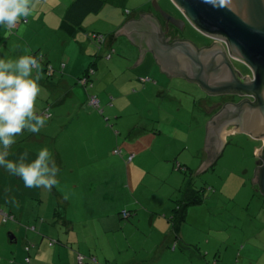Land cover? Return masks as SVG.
Here are the masks:
<instances>
[{"label": "rangeland", "instance_id": "1", "mask_svg": "<svg viewBox=\"0 0 264 264\" xmlns=\"http://www.w3.org/2000/svg\"><path fill=\"white\" fill-rule=\"evenodd\" d=\"M57 1L58 5L68 6L64 9L54 6L45 8V12H42L39 18L41 31L49 33L50 29L59 23L56 15L62 14L73 3L71 0ZM103 1L106 4L104 10L108 13L107 17L87 16L83 20L84 26H91L95 28L94 32L102 33H91L89 36L98 48L101 45L105 46L106 40L110 41L113 38L118 26L125 20V10L130 9L132 12L136 6L139 9H153L152 2L148 0ZM144 2H148L147 5ZM157 3L173 17L185 23V30L181 33L183 38L192 39L199 45L218 42L225 46L220 40L215 41L200 34L187 22L184 14L172 0H157ZM114 6L116 9H108ZM44 16L45 19L40 22ZM62 24L63 18L59 26ZM57 38L56 36L55 39L58 40ZM57 42L59 41L54 40L52 44ZM120 44L127 45L122 38H119L117 46ZM114 48L113 56L130 55L128 50L122 55L117 50L118 47ZM225 48L227 53H230L229 48L226 46ZM235 64L236 70L243 76H251L247 66L238 62ZM123 73L129 72L123 70ZM90 81L89 87L93 90L95 84L93 86L91 78ZM175 85L173 100L166 97L164 103L158 104L153 99L150 107L146 106L140 97H132L131 101L130 98H126L125 102L115 105L110 100L111 97L114 98L112 94H107L110 103L107 100L101 104L100 109L87 105L88 111L94 110L97 117L104 121L110 141L100 143L99 146L95 143L97 147L94 144L86 146L85 142L80 144L73 157L66 158L65 161L71 162V166L79 173L78 176L75 174L70 176L69 183L76 184L77 189L95 187L92 192L86 190L87 203L84 201L82 214L93 217L105 213L117 217L118 222L115 218L107 217L99 220L98 216L89 222H82L78 232L83 242L81 246L79 245L84 251L83 255L92 249L99 259L102 258L101 264H146L144 259L150 257L153 260L149 264H213L214 261H218V264H264V195L259 184L252 182L258 162L253 152L261 146V142L246 135L236 134L226 142L224 154L217 163L203 174H196L199 164L196 163L194 155L201 147L204 148L205 126L210 120L203 114L208 111L207 108H212L213 102H219L220 97L206 94L204 98L202 92L181 80H175ZM99 86L100 84H97L95 93ZM115 90L109 92L114 94ZM134 91L137 89H133L132 93ZM201 99H204V103ZM181 103L182 108H178ZM193 116L197 117L198 123L194 122ZM135 124L145 125L142 127L147 129V132L142 134L137 132L139 134L134 138L135 146L127 145L125 150L122 141L127 138L126 130ZM44 126H50L49 122ZM119 130L123 134L118 137ZM96 131L100 139L102 128L97 127ZM32 143L33 147L38 148L37 143ZM117 149H122L125 156L127 152L131 155L136 151L140 156L134 163L126 165L122 157L113 154ZM175 156L190 163L187 172L186 169L177 170V167L183 164L176 162ZM137 164V168L130 170L129 173L127 167L132 169ZM63 178L66 179L65 175ZM136 180L139 185L135 183ZM100 184L108 185L100 189ZM62 186L65 188L68 184L63 183ZM173 187H176L174 192L177 195L175 199L167 201L173 207L172 214L174 207H178V203L183 201L187 188L198 192L201 201L200 204L185 209V221L179 226L178 232L185 238L184 242L190 244L191 249L185 255H178L179 257L166 254L167 250L160 251L156 247L155 238L147 239L153 231L158 233L161 231L153 230L150 219L155 214L157 217L161 215V212L154 208H161V201L168 198L167 189ZM13 193L18 195L22 191ZM62 193L69 197L68 191ZM79 195H83L82 192ZM79 198L83 199L84 195ZM79 203L78 210L82 206L81 201ZM125 210L133 214L129 220L118 217ZM116 212L118 215H115ZM71 214L75 216L74 218L77 217L76 212ZM63 222L62 217L60 224ZM169 226L173 229L172 222H169ZM64 228L67 227L64 225ZM4 237L9 243L8 230H4ZM19 242L24 244L22 237H19ZM196 243L200 244L201 252L197 249L199 246ZM171 249L169 247L170 251ZM177 252H180L179 248Z\"/></svg>", "mask_w": 264, "mask_h": 264}, {"label": "crops", "instance_id": "2", "mask_svg": "<svg viewBox=\"0 0 264 264\" xmlns=\"http://www.w3.org/2000/svg\"><path fill=\"white\" fill-rule=\"evenodd\" d=\"M72 1L75 2L74 0H71V2ZM148 1L150 3L153 2V0ZM147 3L144 2L146 5ZM51 6L62 7L64 9L68 5H58L57 0H32L30 15L26 17L28 20L27 22H22L21 18L16 28L11 30L5 26H0V58L15 60L22 55H37V57L42 55L43 58L40 62L43 68V78L39 81L41 92L37 98L35 110L38 114L45 111L51 113L48 118L49 120H47L50 126H44L38 134L25 131L22 136L17 137V142L10 149L9 159L15 160L21 153L27 150L29 152V159L33 160L40 148L48 147L53 153L59 168L57 176L59 183L49 191L43 187H25L23 181L19 177L11 175L4 168L0 167V212L4 211L16 218L15 222L11 221L12 224H10L11 222L7 224L3 223V217L0 216V264H79L78 256L83 255L84 252L80 248L83 242L78 232L79 225L82 222H89L96 216L99 217V220L106 217L115 218L105 213L93 217L82 214L83 206H85L84 201L87 203L85 198L87 196V191L89 190V192H92L95 187L77 189L76 184L69 183L70 176L74 174L78 176L79 173L77 169L71 166V162H68V160L65 161L66 158L68 156L70 158L73 157L80 144H85V142L87 143L86 146H88V144L95 145V143H98L99 146L100 143L104 144L110 141V135L106 130L104 121L100 117H97L94 110L88 111L86 109L87 105H90V95L96 96L100 101V105L106 103L107 100L109 101L107 94H112L114 96V98L111 97L110 100H112L115 105L125 102L126 98H130L131 101L132 97H140L143 103L150 107V102H152L153 99L158 104L161 102L164 103L166 97H170L173 100V91L176 89L174 81L181 80L195 87L198 92H202L204 98L207 96L196 83L189 82L187 79L179 76L169 78L166 73L161 71L153 52L146 51L141 64L134 69H130L137 62L140 50L126 35L122 34L117 36L116 33L128 22L133 20L139 21L142 18L141 15L149 14L156 19L160 26L161 34H163L159 16L156 15L158 12L155 11L154 8L139 9L138 6H136V9L133 8L135 10L132 12L129 9L131 12L130 15H127V10H125V20L118 26L117 31L113 34V38L110 41L106 40L105 46L102 45L98 48L94 42L89 40V36L91 33H102L98 31L94 32L95 28L91 26H84L85 21L83 20L87 18V16L82 19L84 33L78 32V29L73 25L59 26L62 18H65L69 7L66 8L64 11L65 13L63 12L64 15L63 13L56 15L59 23L57 22L53 28L50 29L49 33L45 30L41 31L39 24L40 15L42 12H45V8ZM110 8L116 9L115 6L108 7L109 10ZM104 9L98 13L88 15V17H107L108 13ZM161 9L170 16L172 15L164 8ZM44 19L45 16L40 22ZM56 36L58 40L55 39ZM119 38H122V41L126 42L127 45L120 44L117 46ZM54 40L59 42L52 44ZM165 40L164 36L163 41ZM178 41H190L198 50L210 48L214 44L213 42V44L209 45H199L194 40L183 37ZM172 42L169 40L168 44ZM114 47H118L119 49L117 50L122 53V55L126 50L130 52V55L127 57L113 56L112 52L115 50ZM120 48L122 50H120ZM236 62L237 61L232 60L234 67ZM90 67H93L96 72L94 77H91L95 84L93 90H91L92 87H89V85L82 86L78 83V80L84 78ZM47 69H52V72L49 74ZM123 70L129 73H123ZM97 84H100V86L95 93L94 91L97 88ZM133 89H137V91L132 93ZM110 90H115L114 94L109 92ZM213 97H220V101L213 102L212 108H207L208 111L204 112L203 115L210 118V120L206 122L205 130L207 128V123L211 121L212 117L216 115L226 103L239 104L244 100L230 95ZM201 100L204 103V99ZM182 105V103L179 104L178 108H182ZM81 114L83 116H81ZM193 120L195 123H198L197 117L193 116ZM51 123L53 126H51ZM142 126L145 125L135 124L131 125V127L126 130L128 134L127 138L122 141V147L125 150H127L125 147L127 145L135 146L134 138L139 134L137 132L141 134L147 132V129ZM168 126L169 125H167V127ZM97 127L102 128L100 139V135H97ZM230 127L231 129H229ZM232 130L233 126L229 125L225 129L226 133ZM117 134L119 137L123 133L119 130ZM236 134L242 133L233 131L224 136L225 144L220 153L214 161L198 175L203 174L217 163L224 154L223 150L226 149V142L233 136L235 137ZM255 140L261 142V146L257 147L255 152H253L256 157L257 150L264 147V135H260V137ZM32 142L37 143L38 148L33 147L34 144ZM205 147L206 142L204 148L201 147L194 155L196 163L199 164L197 170H199L202 164L208 159V153L205 151ZM211 151H213V148H211ZM136 152H132V155H129L128 152L126 156L124 154L123 160L126 165L129 163L125 161V158L133 156L134 158L130 163H134L139 158V152ZM174 158L176 162L179 161L183 164L181 165L182 167L185 166L184 168L187 172L190 163L181 160L178 156ZM256 158L258 161L260 160V157ZM137 166L138 164L132 169L127 167L128 172L130 173V170H135ZM64 175L66 179L63 178ZM176 175L178 174L176 173ZM63 183L68 184V186L64 188L62 186ZM135 183L139 185L137 180ZM107 185L108 184H100L99 188L102 189ZM13 191H22V193L14 195ZM63 191H68L69 197L63 194ZM174 191H176V187L168 188L166 191L168 198H164V202L161 201V208H154L157 212H161V215L157 217L155 214L150 219V224L153 225V230L160 229L161 231L159 233L153 231L147 239L155 238L157 240L156 247L160 251L167 250L166 254L179 257L178 255L187 254L186 252L191 249V246L184 242L185 238L183 236H176L169 226L170 219L173 215L171 213L173 207L170 206L168 202H170L171 199H175L177 194ZM80 192L84 195L83 199L79 198L83 196L79 195ZM13 197L14 202H12ZM70 198H72V200ZM79 201L82 203L80 210H78ZM76 207L77 209L75 210ZM73 212L77 213L76 218L71 214ZM115 215H118V213L116 212ZM62 217L64 218V222L61 225L60 222ZM118 217L121 218L119 215ZM115 220L118 222L117 217ZM64 225L67 227L66 229ZM4 230L9 231V243L6 242L4 237ZM65 234H68V236ZM18 236L23 238L24 244H20ZM52 241H56V243H52ZM159 242L161 243L159 244ZM196 245L199 246L197 249L201 252L202 248L200 244L196 243ZM28 247L30 248L27 251L26 249ZM169 247L172 248L171 250L173 252L169 250ZM178 248L180 252H177ZM83 256L87 258L84 264H101L102 258L99 259L97 253L92 249L86 251ZM27 258L29 262L26 261ZM152 260V257L144 259V263L149 264ZM214 262L218 264V261Z\"/></svg>", "mask_w": 264, "mask_h": 264}, {"label": "water", "instance_id": "3", "mask_svg": "<svg viewBox=\"0 0 264 264\" xmlns=\"http://www.w3.org/2000/svg\"><path fill=\"white\" fill-rule=\"evenodd\" d=\"M200 34L215 42L210 48L198 50L190 41H174L164 36L152 15L144 14L139 21L124 25L116 35H126L135 44L140 55L130 69L140 65L146 51L153 52L157 64L169 78L179 76L196 83L208 96L230 95L244 99L239 104L226 103L212 117L206 128L208 159L196 174L205 170L218 156L225 144L224 136L233 131L257 139L264 135V0H172ZM155 11L180 30L185 23L164 12L156 0ZM166 23V33H167ZM232 60L251 71L243 76ZM233 126L226 133L225 129ZM213 148V151H211ZM260 157L255 170L254 184L258 183L264 195V147L257 150Z\"/></svg>", "mask_w": 264, "mask_h": 264}, {"label": "clouds", "instance_id": "4", "mask_svg": "<svg viewBox=\"0 0 264 264\" xmlns=\"http://www.w3.org/2000/svg\"><path fill=\"white\" fill-rule=\"evenodd\" d=\"M31 8L32 0H0V26L15 28L21 18L30 15ZM42 58V55H22L15 60L0 58V167L19 177L25 187L50 191L59 183V168L48 147L40 148L33 160H29L27 150L15 160L9 159L17 137L25 131L38 134L51 115L35 110L41 92L39 81L43 78Z\"/></svg>", "mask_w": 264, "mask_h": 264}, {"label": "trees", "instance_id": "5", "mask_svg": "<svg viewBox=\"0 0 264 264\" xmlns=\"http://www.w3.org/2000/svg\"><path fill=\"white\" fill-rule=\"evenodd\" d=\"M38 1H40V0H38ZM105 5L106 4L103 0H75V2H73L71 4V6L69 7L68 12H67L65 18L63 19L62 25H67V26L73 25L74 27H76L78 29V32L84 33V28L82 27V19H84L86 16L91 15L93 13L94 14L98 13L99 11L104 9ZM126 14L130 15L131 13L129 10H127ZM27 21H28L27 18H22V22H27ZM89 40L92 41L91 38H89ZM34 56H37V55H34ZM47 72H49L48 69H47ZM95 74H96L95 69L93 67L92 68L90 67L87 70L84 78L79 79L78 83L80 84V80L86 79V81L88 83L87 85H89L91 82L90 78L94 77ZM93 86H94V83H93ZM90 97H93V96L90 95L89 99H90ZM94 97L99 101V99L96 96H94ZM100 107H101V105H100V101H99V107L97 109H100ZM42 113L47 115V111L42 112ZM113 154L122 157V159L124 158V152L120 149L114 150ZM125 161L128 163L131 162V161H129V158H125ZM184 167L185 166L182 167L181 165H179L177 167V169L185 171ZM197 193L198 192H194V191L190 190L189 188L187 190H185V194L183 196V201L179 202L178 207H175V209H174V214L172 215L170 222H172V224H173L172 231L176 234V236H179V232H178L179 226L185 221V217H186V210L185 209H186V207L192 206V205H197V204L201 203L200 196H198ZM127 212L129 213V217L127 219H124V220H129L133 216L131 211H127ZM1 213L7 214L8 216H12V218H13L12 222H15L16 218L13 215H11L9 213H5L4 211H1L0 212L1 217H3ZM120 217L123 218V215L120 214ZM8 222H11V221L4 222V220H3V223H8ZM52 243H56V241H52ZM29 248L30 247H28L26 250L28 251ZM79 257L82 258L81 261H79ZM26 261L29 262V259L27 258ZM85 261H87V258L85 256H83V255L78 256V263L79 264H84Z\"/></svg>", "mask_w": 264, "mask_h": 264}, {"label": "flooded vegetation", "instance_id": "6", "mask_svg": "<svg viewBox=\"0 0 264 264\" xmlns=\"http://www.w3.org/2000/svg\"><path fill=\"white\" fill-rule=\"evenodd\" d=\"M156 15L159 16V20L162 27V33H164L165 39L170 38V42H172V41L180 40V38H182L181 33L182 31L185 30V28L183 30H180L171 23H167L166 20L159 14V12ZM166 23H167V33H166Z\"/></svg>", "mask_w": 264, "mask_h": 264}, {"label": "built area", "instance_id": "7", "mask_svg": "<svg viewBox=\"0 0 264 264\" xmlns=\"http://www.w3.org/2000/svg\"><path fill=\"white\" fill-rule=\"evenodd\" d=\"M99 39H102V37H99ZM224 43V45L228 48V45L225 41H222ZM51 73V69L49 70V74ZM80 84L82 86H86L88 83L86 81V79H82L80 80ZM89 102H90V105L93 106V107H96L98 108L99 107V101L93 96V97H90L89 99ZM133 159V156H130L129 157V161H131ZM2 216H3V220L4 222H7V221H12L13 218L12 216H8L7 214H4V213H1ZM122 215H123V219H127L129 217V213L127 211H123L122 212ZM82 258L79 257V261H81ZM213 264H217V262H214Z\"/></svg>", "mask_w": 264, "mask_h": 264}]
</instances>
